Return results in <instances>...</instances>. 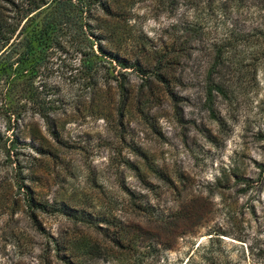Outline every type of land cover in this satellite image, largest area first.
Listing matches in <instances>:
<instances>
[{"label": "rangeland", "instance_id": "1", "mask_svg": "<svg viewBox=\"0 0 264 264\" xmlns=\"http://www.w3.org/2000/svg\"><path fill=\"white\" fill-rule=\"evenodd\" d=\"M111 2L115 58L87 70L63 34L32 96L0 80V264H261L264 0Z\"/></svg>", "mask_w": 264, "mask_h": 264}, {"label": "trees", "instance_id": "2", "mask_svg": "<svg viewBox=\"0 0 264 264\" xmlns=\"http://www.w3.org/2000/svg\"><path fill=\"white\" fill-rule=\"evenodd\" d=\"M111 1L0 0V80L7 86L9 95L17 94L18 97L19 94L27 92L29 97L32 96V83L43 64L42 59L46 56L48 49L61 47L65 42L60 40L63 34L75 38L76 44L84 45L80 49L76 46L75 51L81 56L80 59L87 70L92 69L93 59L98 58L99 55L115 58L99 42L96 40L93 42L91 39L95 36V30L98 29L94 25L98 22L95 11L102 10L109 14L112 11ZM121 64L127 68L125 63ZM16 98L10 97L8 101L6 111L8 118L12 114L15 117L19 116L16 111ZM10 129L8 125L6 131ZM16 144H19L17 137L0 133V148L4 149L6 157L11 156V151ZM20 179L19 185L25 194L29 215L35 220V212H47V207L35 199L24 183L25 177L21 176ZM54 246L55 257L58 258L59 248L57 245ZM90 249V243L84 242L80 247L81 255L88 254ZM205 258L207 264H218L210 257ZM258 263L264 264V261ZM48 264L53 262L50 260ZM64 264H78V261L66 260Z\"/></svg>", "mask_w": 264, "mask_h": 264}]
</instances>
